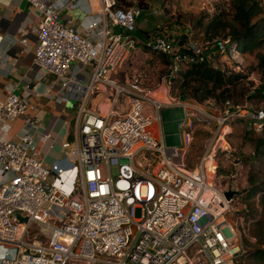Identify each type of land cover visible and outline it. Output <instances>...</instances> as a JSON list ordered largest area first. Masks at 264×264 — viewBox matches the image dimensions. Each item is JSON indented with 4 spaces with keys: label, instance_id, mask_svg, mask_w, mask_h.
<instances>
[{
    "label": "built area",
    "instance_id": "built-area-1",
    "mask_svg": "<svg viewBox=\"0 0 264 264\" xmlns=\"http://www.w3.org/2000/svg\"><path fill=\"white\" fill-rule=\"evenodd\" d=\"M126 1L129 7L116 8L117 0H27L40 21L20 30V42L27 34L36 37L31 64L58 83L57 93L48 88L46 94L58 105L70 98L79 104L64 158L47 166L32 133L6 138L17 118L34 125L31 106L14 89L0 95V264H245L246 240L258 243L251 229L260 215L242 213L238 196L225 194L237 187L217 173L219 155L233 150L226 140L229 121L247 118L260 133L264 108L156 96L170 89L185 61L195 60L165 37L147 43L172 61L155 89L144 86L137 71L117 83L113 75L135 50L142 13L137 0ZM81 3L90 6L78 20L64 16ZM185 48L223 71L243 66L228 38H190ZM87 65L84 83L78 74ZM98 84L113 90L104 114L86 106ZM165 106L185 109L182 146L166 145L160 124ZM211 122L217 133L200 163L188 168L193 132ZM32 226L39 237L30 236Z\"/></svg>",
    "mask_w": 264,
    "mask_h": 264
},
{
    "label": "rangeland",
    "instance_id": "rangeland-1",
    "mask_svg": "<svg viewBox=\"0 0 264 264\" xmlns=\"http://www.w3.org/2000/svg\"><path fill=\"white\" fill-rule=\"evenodd\" d=\"M140 0H137L139 3ZM148 7L142 8V13L137 20V36L138 44L134 52L128 59L127 71H137L143 74L144 86L155 89L157 84L161 82V77L166 73V65L162 64L159 56V50L155 49V53L145 52L139 41L140 31L147 32L148 39H154L161 36H170L179 41L184 34H188L192 39L202 41L201 31L196 23L204 15H212L218 7L227 6V0H145ZM228 3V2H227ZM203 43V42H202ZM255 53H241L239 60L243 61V66L248 69L249 65L256 63ZM231 64H235L233 60ZM91 67L86 66V72H90ZM248 71V70H247ZM249 80L255 85L260 83L259 74L255 71L250 74ZM252 90V89H251ZM157 91L156 96L174 97L172 86L170 89H161ZM253 92V90H252ZM113 90L110 92V96ZM174 94V95H173ZM240 99V97H237ZM239 103L249 109H260L264 107V101L254 99L251 104L248 100H240ZM222 107V105H221ZM186 117L183 106H165L160 110L161 133L165 135L166 145L168 147L183 145V128L181 124ZM233 121H229L230 137L226 140L232 147L231 153L219 155V171L217 177L224 184H233L240 191L237 204L241 208L242 213L251 216L260 215L258 221L253 225L251 234L257 236L258 243L254 244L246 240V248L248 255L245 264H264V260L257 258L251 252L264 248V188L251 193L249 190L253 186H261L264 184V153L256 157L254 153V140L248 141L243 133L244 125L238 123L232 125ZM186 129V128H185ZM217 133V126L214 122L201 123L193 132L194 139L187 149L185 164L188 168H194L200 163L205 152L207 143L212 140ZM254 136H259L254 133ZM239 159V160H238ZM112 175H116V167L111 168ZM253 182V183H252ZM136 216L140 215V210L136 209ZM38 234L37 227H31V235ZM71 264V263H68Z\"/></svg>",
    "mask_w": 264,
    "mask_h": 264
},
{
    "label": "crops",
    "instance_id": "crops-1",
    "mask_svg": "<svg viewBox=\"0 0 264 264\" xmlns=\"http://www.w3.org/2000/svg\"><path fill=\"white\" fill-rule=\"evenodd\" d=\"M89 6L81 3L79 8L64 13V16L78 20ZM92 8L95 9L94 3ZM39 21V13L27 0H0V95L5 97L10 89H14L31 106L27 114L35 120L34 125L29 126L22 117L17 118L11 123L6 138L18 141L23 133H32L40 158L45 165L51 166L64 158L67 149L63 148V143L72 139L79 103L70 98L68 102L58 105L46 94L48 88L57 93L58 83L53 75L31 64L37 45L36 37L27 34L23 36L24 43L20 42V30ZM127 61L113 75L117 83H124L133 72L127 71ZM78 78L87 82L86 67L78 74ZM52 81L54 87L50 89ZM110 92L111 89L106 85L98 84L95 93L86 100L88 109L100 114L107 113L111 106ZM67 94L72 96V90H67Z\"/></svg>",
    "mask_w": 264,
    "mask_h": 264
},
{
    "label": "trees",
    "instance_id": "trees-1",
    "mask_svg": "<svg viewBox=\"0 0 264 264\" xmlns=\"http://www.w3.org/2000/svg\"><path fill=\"white\" fill-rule=\"evenodd\" d=\"M225 3L228 5L218 7L215 13L204 15L197 21L196 25L201 31V36L204 41L208 42L228 38L241 53L256 52V63L249 65L248 69L242 67L240 70L223 71L207 61H202V55L195 54L191 49L185 48L191 38L187 33L179 41L170 36H161L170 40L174 46L180 47V51L185 56L195 59L185 61L183 69L172 80V90L175 94L173 95L178 100H195L199 103L212 100L218 105H223L227 101L233 105H241L239 101L243 99L248 100L251 104L254 99L264 101V0H227ZM130 5L131 3L126 0H117L114 7L126 8ZM138 5L143 9L148 7L145 0H140ZM139 34L141 37L139 44L141 42L144 51L155 53V49L147 44L148 41L152 40L147 38V32L141 30ZM159 56L162 64L166 65L167 72L172 62L171 57L161 51ZM255 71L260 77L258 85L249 80L250 74ZM232 121V125L238 123L244 125L245 138L248 141H255V156H261L264 153V128L256 137L254 136L256 132L251 128L250 120L236 117ZM231 135L232 133H228L227 137ZM261 188H264V184L253 186L249 191L256 193ZM251 253L264 260V248Z\"/></svg>",
    "mask_w": 264,
    "mask_h": 264
},
{
    "label": "water",
    "instance_id": "water-1",
    "mask_svg": "<svg viewBox=\"0 0 264 264\" xmlns=\"http://www.w3.org/2000/svg\"><path fill=\"white\" fill-rule=\"evenodd\" d=\"M228 199L232 200L235 196L240 195L239 190H228L225 192Z\"/></svg>",
    "mask_w": 264,
    "mask_h": 264
}]
</instances>
